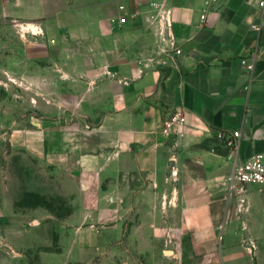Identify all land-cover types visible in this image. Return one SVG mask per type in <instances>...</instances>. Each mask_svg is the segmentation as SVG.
Instances as JSON below:
<instances>
[{
  "label": "crops",
  "instance_id": "obj_1",
  "mask_svg": "<svg viewBox=\"0 0 264 264\" xmlns=\"http://www.w3.org/2000/svg\"><path fill=\"white\" fill-rule=\"evenodd\" d=\"M1 2L40 31L19 66L33 121L12 140L48 183L0 171V264H264V187L230 183L232 149L217 138L240 131L239 162L264 154L257 0ZM175 112L186 121L167 135ZM26 193L63 207L23 204Z\"/></svg>",
  "mask_w": 264,
  "mask_h": 264
},
{
  "label": "rangeland",
  "instance_id": "obj_2",
  "mask_svg": "<svg viewBox=\"0 0 264 264\" xmlns=\"http://www.w3.org/2000/svg\"><path fill=\"white\" fill-rule=\"evenodd\" d=\"M39 32L27 23L4 18L0 0V171L16 183L47 185L48 179L41 174L43 169L23 151L28 148H20L12 140L18 127H30L33 121V92L24 90L23 70L19 66L23 65L21 53L23 56V50H33Z\"/></svg>",
  "mask_w": 264,
  "mask_h": 264
},
{
  "label": "built area",
  "instance_id": "obj_3",
  "mask_svg": "<svg viewBox=\"0 0 264 264\" xmlns=\"http://www.w3.org/2000/svg\"><path fill=\"white\" fill-rule=\"evenodd\" d=\"M216 0H207V4L213 3ZM257 4L260 9L264 12V0H257ZM152 6L157 11V15L163 22V29H161L160 34L162 36L168 37V42L172 47L174 54L176 56L182 54V49L177 46L176 37L173 32V19L171 13L165 11L158 2H153ZM205 15H202V20L205 19ZM120 23H126V18L122 17ZM261 23L254 25L253 28L256 30L261 29ZM257 50L254 51L248 59H245L243 63L248 70L253 69V63L257 57ZM250 60H252L250 62ZM186 119L181 112H175L173 115L165 122L163 133L170 135L177 127L183 125ZM241 137L240 131L219 132L217 138L224 142L226 146L232 149L233 169L230 175V183L242 186L247 185H258L264 187V154L254 155L244 162H239L237 160L239 140Z\"/></svg>",
  "mask_w": 264,
  "mask_h": 264
},
{
  "label": "trees",
  "instance_id": "obj_4",
  "mask_svg": "<svg viewBox=\"0 0 264 264\" xmlns=\"http://www.w3.org/2000/svg\"><path fill=\"white\" fill-rule=\"evenodd\" d=\"M222 143L225 144L224 142ZM32 202H35V204H41L42 206H45L47 208H50L51 206L53 208V205L57 207V209H60L63 207L62 205L63 203H60L59 201H55V200L52 201L51 203L45 196L40 195V194L26 193L23 199H21V203L26 204V205Z\"/></svg>",
  "mask_w": 264,
  "mask_h": 264
}]
</instances>
